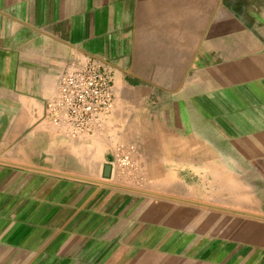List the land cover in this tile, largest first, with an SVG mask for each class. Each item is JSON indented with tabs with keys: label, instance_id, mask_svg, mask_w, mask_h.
<instances>
[{
	"label": "crops",
	"instance_id": "1",
	"mask_svg": "<svg viewBox=\"0 0 264 264\" xmlns=\"http://www.w3.org/2000/svg\"><path fill=\"white\" fill-rule=\"evenodd\" d=\"M87 58L75 140L45 101ZM0 264H264V0H0Z\"/></svg>",
	"mask_w": 264,
	"mask_h": 264
},
{
	"label": "built area",
	"instance_id": "2",
	"mask_svg": "<svg viewBox=\"0 0 264 264\" xmlns=\"http://www.w3.org/2000/svg\"><path fill=\"white\" fill-rule=\"evenodd\" d=\"M115 104L114 77L102 63L87 58L72 62L60 74L56 92L45 101V117L72 139L94 134ZM137 150H120L111 162L112 173L127 176L135 167Z\"/></svg>",
	"mask_w": 264,
	"mask_h": 264
},
{
	"label": "water",
	"instance_id": "3",
	"mask_svg": "<svg viewBox=\"0 0 264 264\" xmlns=\"http://www.w3.org/2000/svg\"><path fill=\"white\" fill-rule=\"evenodd\" d=\"M111 171H112L111 166H110V165H106V166L104 167V176H105L106 178H109L110 175H111Z\"/></svg>",
	"mask_w": 264,
	"mask_h": 264
}]
</instances>
